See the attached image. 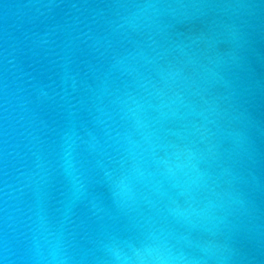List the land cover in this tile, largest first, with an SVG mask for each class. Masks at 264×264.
I'll return each mask as SVG.
<instances>
[{"label": "water", "instance_id": "95a60500", "mask_svg": "<svg viewBox=\"0 0 264 264\" xmlns=\"http://www.w3.org/2000/svg\"><path fill=\"white\" fill-rule=\"evenodd\" d=\"M264 264V0H0L3 264Z\"/></svg>", "mask_w": 264, "mask_h": 264}, {"label": "clouds", "instance_id": "9594fccd", "mask_svg": "<svg viewBox=\"0 0 264 264\" xmlns=\"http://www.w3.org/2000/svg\"><path fill=\"white\" fill-rule=\"evenodd\" d=\"M142 264H172V260L170 257H164L161 255H156L152 257L151 260H145L143 257H141ZM0 264H3L2 261H0Z\"/></svg>", "mask_w": 264, "mask_h": 264}]
</instances>
